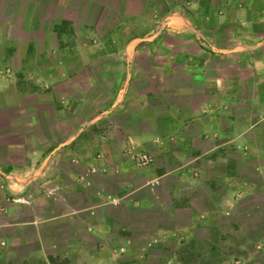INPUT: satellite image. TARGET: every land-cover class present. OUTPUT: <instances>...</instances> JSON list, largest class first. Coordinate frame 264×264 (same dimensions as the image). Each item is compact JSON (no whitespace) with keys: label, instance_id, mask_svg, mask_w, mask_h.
<instances>
[{"label":"crops","instance_id":"1","mask_svg":"<svg viewBox=\"0 0 264 264\" xmlns=\"http://www.w3.org/2000/svg\"><path fill=\"white\" fill-rule=\"evenodd\" d=\"M131 146L154 158L152 196L124 195L136 206L162 200L154 179L177 177L173 201L213 185L176 227L264 215V0H0V230L33 226L3 258L34 241L45 256L46 226L86 221L91 203L56 212L55 192L133 173Z\"/></svg>","mask_w":264,"mask_h":264},{"label":"rangeland","instance_id":"2","mask_svg":"<svg viewBox=\"0 0 264 264\" xmlns=\"http://www.w3.org/2000/svg\"><path fill=\"white\" fill-rule=\"evenodd\" d=\"M140 168L125 176L116 172L107 178L97 170L91 173L90 187L75 183L69 185V191L57 190V198L51 202L56 212L91 203L94 208L81 213L86 221L64 218L46 226L45 232L42 231L45 256L37 252L39 244L34 241L17 248L22 257L3 258L7 245L4 237L23 236L27 232L29 238L33 236V226L17 233L0 230L3 238L0 239V264H246L247 259H264V215L259 202L251 204L252 222L233 214L217 217L210 214L197 217L194 227L185 231L176 226L189 221L190 203L194 204L195 212L215 205L206 197L213 185L204 183L202 188L194 190L193 201L187 196L173 201L170 194L177 188L173 184L177 177L170 175L158 186L160 202L136 206L134 199L124 196L130 190L137 192L135 195L152 196V191L145 186V171L149 168ZM121 181H125L124 186L120 185ZM177 186L179 190L181 187ZM18 203H23L26 210L22 218H29L32 202L18 200ZM171 212L175 214L170 215ZM255 226L259 229L255 230ZM106 228L108 233L102 231Z\"/></svg>","mask_w":264,"mask_h":264},{"label":"built area","instance_id":"3","mask_svg":"<svg viewBox=\"0 0 264 264\" xmlns=\"http://www.w3.org/2000/svg\"><path fill=\"white\" fill-rule=\"evenodd\" d=\"M124 156L133 160L137 164V166H139L141 168L150 166L154 161L153 156L149 152L139 150V149L135 148L134 146L127 148L124 151ZM72 162L76 163L77 159L76 158L72 159ZM94 171H95V169H93L92 171L89 170V172L85 175L86 178L90 175V172L93 173ZM160 183H161L160 179H154V180L149 182V185L152 187V189H154V188L158 187L160 185ZM5 201L7 203H9L10 201H16V199L14 198V196H8V197H6ZM262 244L264 245V242Z\"/></svg>","mask_w":264,"mask_h":264}]
</instances>
